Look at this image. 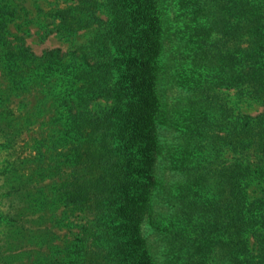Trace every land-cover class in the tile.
Here are the masks:
<instances>
[{
	"label": "rangeland",
	"instance_id": "374dc122",
	"mask_svg": "<svg viewBox=\"0 0 264 264\" xmlns=\"http://www.w3.org/2000/svg\"><path fill=\"white\" fill-rule=\"evenodd\" d=\"M95 1L92 12L99 9L96 15L105 20L103 0ZM181 1L121 0L119 10L129 11L123 25L112 14V29L89 23L71 32L60 26L56 10L74 0H0V264H171L152 228L167 221L157 214L148 224L139 215L144 187L129 193L123 182L122 198L106 210L99 206L96 182L115 174L113 164L100 167L94 159L109 151L99 145H109L112 136L95 118L107 119L109 114H100L107 108L121 110L124 115L112 125L115 131L126 129V120H135L151 102L148 97L157 95L154 135L163 162L158 178L170 190L178 188L181 177L170 181L164 175L165 169L172 173L175 151L185 149L186 138L177 135L186 127L195 131L208 113L200 104L194 111L209 89L196 46L206 33L208 43L221 40L215 31L231 36L222 24L216 29L211 23L219 0H188L194 6L180 17ZM24 47L48 57L34 59ZM222 98L235 115L256 116L262 110L244 93L222 91ZM113 100H120L118 107ZM70 109L81 113L76 122ZM146 125L142 118L132 127L141 132ZM215 125L212 119L207 127ZM148 148L145 139L125 140L123 153L116 155L124 161L133 154L138 165L133 178L145 170L141 159ZM82 189L88 190H83L86 199H78ZM98 210L104 212L101 220ZM131 216L141 224L129 228Z\"/></svg>",
	"mask_w": 264,
	"mask_h": 264
},
{
	"label": "trees",
	"instance_id": "16d2710c",
	"mask_svg": "<svg viewBox=\"0 0 264 264\" xmlns=\"http://www.w3.org/2000/svg\"><path fill=\"white\" fill-rule=\"evenodd\" d=\"M120 1L103 0L105 20L96 15L99 9L92 12L98 3L95 0H74L68 7L65 5L56 10L57 19L60 26L71 32L89 23L112 29V14L115 23L120 20L117 25H123L129 14V11L119 10ZM219 1L220 4L215 5L216 19L211 23L216 29L222 24L231 31V36L215 31L223 35L221 40L208 43L206 32L212 28L206 27V34L196 46L199 61H202L201 69L208 76L205 87L209 89L206 100H198L194 107L196 109L200 104L208 113L203 114L202 124L195 131L186 127L177 135V138H186L181 142L185 149L176 150L170 159L172 173L164 171L166 180L181 177L177 189L170 190L158 178L163 162L159 155V140L154 135L157 130V95L148 97L151 102L140 108L135 120H126V129L115 131L112 125L119 119V114L124 115L121 110L107 108L100 111V114H109L107 119H100L101 115L95 118L97 126H109L108 132L112 136L109 137V145L103 142L99 145L109 151L105 154L100 152L94 159L100 167L113 164L115 174L109 180L104 174L96 182L94 193L99 206L106 210L109 205H115V201L122 198L123 187L120 184L123 182L130 188L129 193L138 194L144 187L143 207L139 215L148 224L153 223L152 219L157 214L167 221L168 224L160 229L152 228H155L162 248L167 249L166 256L171 258V264H264V0ZM87 3L92 6L87 7ZM194 3L182 0L178 15H188ZM158 12L154 10V23ZM24 51L34 59L48 57L47 53L36 57L26 47ZM96 87L99 89L97 84ZM230 90L247 95L262 107L261 112L256 116L235 115L227 103L222 102V91ZM119 101L113 100V107H118ZM69 115L70 120L76 122L81 113L70 109ZM142 118L146 119L147 125L139 132L132 125ZM212 119L217 124L215 129L207 127ZM87 120L82 119L90 124ZM80 128H85V125ZM192 134L197 135V140L191 139ZM142 139L148 141L149 147L141 159V169L145 170L133 178L132 170L138 166L133 165V154L129 153L124 161L116 155L123 153L125 140L133 143ZM122 166L127 172L122 171ZM83 190L88 191H79L78 199H86L87 194ZM130 203L133 205L134 201ZM102 213L98 210L96 218L101 220ZM103 221L106 219H102L101 225ZM130 222H135V225H129ZM141 222L140 218L137 221L135 216H131L126 224L133 228ZM131 257L129 253L126 260ZM75 264H81V261Z\"/></svg>",
	"mask_w": 264,
	"mask_h": 264
}]
</instances>
